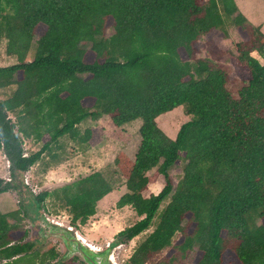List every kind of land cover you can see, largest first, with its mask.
I'll list each match as a JSON object with an SVG mask.
<instances>
[{
	"label": "trees",
	"instance_id": "16d2710c",
	"mask_svg": "<svg viewBox=\"0 0 264 264\" xmlns=\"http://www.w3.org/2000/svg\"><path fill=\"white\" fill-rule=\"evenodd\" d=\"M226 21L248 36L234 44L235 62L248 79L233 93L223 68L193 58L200 37L225 36ZM39 25L44 31L33 41ZM2 40L5 56L15 63L0 67V91L13 87L0 99V152L12 180H0V194L19 191L20 176L50 154L57 139L87 143L90 129L81 135L77 129L83 120L105 116L115 128L140 120L133 159L123 153L113 158L126 190L115 205L131 208L140 219L115 239L127 243L155 217L157 222L125 264L184 263L193 247L200 253L195 264H223L224 255L230 264H264V223L256 224L264 221V63L252 56L264 60V35L234 0H0ZM84 42L94 57L88 64ZM83 100H92V109L83 108ZM180 106L190 119L170 139L156 118ZM30 136L41 146L27 154L22 139ZM179 163L181 176L173 185L168 170ZM157 176L162 188L143 197ZM111 191L94 172L50 192L28 194L38 211L50 213L47 201L63 209L75 227ZM17 203L16 210L0 212V264L57 260L53 249L34 250L23 224L33 225L32 218ZM176 233L182 239L172 245ZM163 250L173 255L157 258Z\"/></svg>",
	"mask_w": 264,
	"mask_h": 264
},
{
	"label": "rangeland",
	"instance_id": "374dc122",
	"mask_svg": "<svg viewBox=\"0 0 264 264\" xmlns=\"http://www.w3.org/2000/svg\"><path fill=\"white\" fill-rule=\"evenodd\" d=\"M264 5L262 0H241L236 2V6L240 13L243 10L247 13V16L252 19L262 18V22L259 26L263 28L264 33V8L256 6V2ZM241 2V3H240ZM253 9V10H252ZM256 17V18H254ZM110 21H107V27L105 28V36H109L112 33L109 26ZM263 26V27H262ZM44 31V27L39 25L34 32L33 41H35L39 35ZM225 36L223 37L219 32H211L198 39L194 44L193 58H207L216 63L219 67L223 68L228 73L227 88L230 92H234L237 87L248 79L247 73L244 68H241L235 62L236 52L234 44L244 42L248 39V36L236 29L229 21L225 22L224 26ZM4 44L2 40L0 42V67L10 66L15 63L14 57H7L4 54ZM210 44H214L217 51L210 47ZM81 48L85 50L84 62L91 63L93 61V54L89 51L88 43H81ZM34 43L32 42L31 50L27 60L31 59V53L33 52ZM252 56L260 63L263 64V58L259 57L256 53H252ZM182 59H185L184 54L181 52ZM13 87L6 88L0 91V99L7 97ZM92 100H83L81 106L85 109H92ZM12 116V115H11ZM190 119L184 113V109L180 106L172 111L160 115L156 118V123L159 129L173 139L180 125L187 122ZM136 121V120H135ZM133 121L119 128H114L109 123L108 118L101 117L100 120L94 124L88 118L83 120L78 130L80 133L84 129L93 126L91 129V137L85 144H81L78 141L70 140L67 136H63L57 139L56 143L51 146L50 154L44 153L28 170V176L26 183L24 174L20 176L19 182L22 185V193L13 194V191H8L0 194V212L7 213L17 209L16 201L18 200L23 206L26 214L32 218L30 221L24 222V229L28 231L27 239H29L34 247V250L38 253H43L49 249H53L59 256L57 260H47L44 264H60V261L68 264H85L81 259L75 255L67 258H63L65 248L62 243L55 238H39L38 233V219L40 211L36 208L33 201H29V194H37L41 191L50 192L54 189H58L64 185H68L78 181L81 178L88 176L91 173H100L105 180H107L112 186V191L106 195L102 200L95 204L94 215L89 217L85 224L77 225L72 229L88 244L98 249H106L112 244H118L119 239H115L117 233L124 228L131 226L138 221V218L131 208L125 206L122 208L116 207L118 198L126 192L123 186V179L118 173L117 169L113 165V158L117 153H123L128 160L133 159V155L139 144L138 128L140 123ZM138 125V126H137ZM41 146V143H27L24 149L28 153L36 152ZM51 155H54L51 158ZM182 164H176L168 170L169 177L172 184L181 176ZM154 170L146 173L148 177L153 176ZM5 177V162L0 154V180ZM164 180L161 176H157L153 183L148 184L146 190L142 192L143 197H147L149 194H156L162 188ZM25 187V188H24ZM29 192V194H28ZM168 202L163 201L158 211H160ZM50 213H45L46 218L56 223H60L63 226H69V215L61 208L49 207V202H45ZM157 218L152 220L151 225L147 230L140 233L127 243L120 244L113 252L114 260L117 264H125L130 254L139 245L141 241L153 230ZM186 220L182 222V226L185 229ZM264 221L257 220L256 224H263ZM187 232H190L192 228H187ZM182 236L176 233L172 239V245H178L181 242ZM173 255L171 251L163 250L157 256V258H164L165 256ZM186 257L183 262L175 260L174 264H195L200 258V253L195 247L190 252L185 254ZM177 259V256L175 257ZM223 264H230V257L224 255ZM73 261L72 263H70Z\"/></svg>",
	"mask_w": 264,
	"mask_h": 264
},
{
	"label": "water",
	"instance_id": "95a60500",
	"mask_svg": "<svg viewBox=\"0 0 264 264\" xmlns=\"http://www.w3.org/2000/svg\"><path fill=\"white\" fill-rule=\"evenodd\" d=\"M26 183V179H23ZM39 238H55L59 240L65 248L63 258L75 255L85 264H117L113 257V252L120 244L112 245L106 249H98L82 241L81 237L70 226H63L46 218L40 210L38 219Z\"/></svg>",
	"mask_w": 264,
	"mask_h": 264
},
{
	"label": "crops",
	"instance_id": "0c3cea01",
	"mask_svg": "<svg viewBox=\"0 0 264 264\" xmlns=\"http://www.w3.org/2000/svg\"><path fill=\"white\" fill-rule=\"evenodd\" d=\"M239 1H241V0H234V3H235V5H236V2H239ZM241 3V2H240ZM256 6H260L261 8H264V5H262L261 3H259L258 1L256 2ZM237 7V6H236ZM238 9V8H237ZM253 10V9H252ZM238 12H240L239 10H238ZM247 13L248 12H245L244 10H243V13H241L245 18H246V20L249 22V23H251L252 25H254V26H259V23H261L262 21V18H258V19H253V17H252V19L251 18H249L248 16H247ZM254 18H256V17H254ZM263 27V26H262ZM259 28H260V31H261V33L264 35V33H263V28H261V26H259ZM12 114L11 113H7V116H8V118L9 119H11L12 121H13V115L11 116ZM102 117H104V118H107V117H105V116H102ZM100 120V118L97 120V121H92L94 124H96L98 121ZM138 121H139V123H140V120H136L135 122H137V124H139L138 123ZM132 123V122H131ZM78 126L79 125H77V129H78ZM138 126V125H137ZM115 128V127H114ZM89 129L91 130V129H93V126H91V127H89ZM85 130V129H84ZM79 131V130H78ZM83 133V132H82ZM82 133H80L79 132V134L81 135ZM167 136V135H166ZM168 137V136H167ZM174 139V138H173ZM76 141H78V139L76 140ZM29 142H31V143H41V142H37L32 136H30L29 138H25V139H22V148H23V150L25 151V153H27V154H29L25 149H24V147H25V145L27 144V143H29ZM79 142V141H78ZM0 154L2 155V153L0 152ZM42 156V155H41ZM2 158H3V160H4V162H5V177L3 178V180L2 181H4V182H7V180L9 179V173H8V170H7V163H6V160H5V158H4V156L2 155ZM24 176H25V179L27 178V176H28V171H26L25 173H24Z\"/></svg>",
	"mask_w": 264,
	"mask_h": 264
},
{
	"label": "flooded vegetation",
	"instance_id": "af4514ba",
	"mask_svg": "<svg viewBox=\"0 0 264 264\" xmlns=\"http://www.w3.org/2000/svg\"><path fill=\"white\" fill-rule=\"evenodd\" d=\"M11 181H12V180L9 178V179L7 180V183H12ZM16 184H17V183H16ZM22 191H23V189L19 187V191H18V190H17V191H13V194L16 193V195H17V192L22 193ZM33 195H35V194H33ZM17 202H18V200L16 201V203H17ZM37 224H38V223H37Z\"/></svg>",
	"mask_w": 264,
	"mask_h": 264
},
{
	"label": "bare ground",
	"instance_id": "6f19581e",
	"mask_svg": "<svg viewBox=\"0 0 264 264\" xmlns=\"http://www.w3.org/2000/svg\"><path fill=\"white\" fill-rule=\"evenodd\" d=\"M81 239H82V241H83L84 243L88 244V243L86 242V240H84L82 237H81Z\"/></svg>",
	"mask_w": 264,
	"mask_h": 264
}]
</instances>
